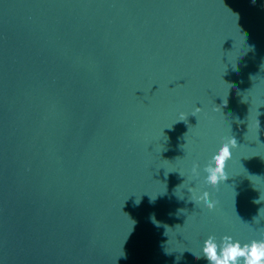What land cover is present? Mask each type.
<instances>
[{
  "label": "water",
  "instance_id": "95a60500",
  "mask_svg": "<svg viewBox=\"0 0 264 264\" xmlns=\"http://www.w3.org/2000/svg\"><path fill=\"white\" fill-rule=\"evenodd\" d=\"M209 235L264 238V0H0V264H208Z\"/></svg>",
  "mask_w": 264,
  "mask_h": 264
},
{
  "label": "clouds",
  "instance_id": "9594fccd",
  "mask_svg": "<svg viewBox=\"0 0 264 264\" xmlns=\"http://www.w3.org/2000/svg\"><path fill=\"white\" fill-rule=\"evenodd\" d=\"M196 111H200L199 107ZM239 144L232 135L224 138L219 149L211 156L203 167L204 183L218 189L220 184L228 179V165L233 158V150ZM194 180H198L200 165L194 163L191 168ZM190 200L195 205L203 204L209 211L215 209L216 201L208 191L198 192L196 187H189ZM196 255V254H195ZM197 258H206L208 264H264V238L241 242L231 235H224L219 240L209 235L202 243Z\"/></svg>",
  "mask_w": 264,
  "mask_h": 264
}]
</instances>
